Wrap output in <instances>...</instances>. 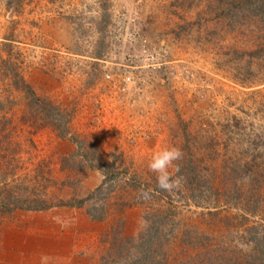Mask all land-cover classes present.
Instances as JSON below:
<instances>
[{"label":"rangeland","instance_id":"374dc122","mask_svg":"<svg viewBox=\"0 0 264 264\" xmlns=\"http://www.w3.org/2000/svg\"><path fill=\"white\" fill-rule=\"evenodd\" d=\"M228 1L0 0V179L49 203L81 199L102 179L63 166V157L80 161L77 144L31 124L3 59L39 96L71 111L72 135L119 172L102 200L0 214V264H41V255L49 264H111L115 237H136L165 213L160 264L207 251L240 262L255 250L264 257L249 236L264 234V19L240 8L217 16ZM170 146L182 152L181 175L193 167L196 181L182 177L162 193L148 163ZM90 206L103 217L92 218Z\"/></svg>","mask_w":264,"mask_h":264},{"label":"trees","instance_id":"16d2710c","mask_svg":"<svg viewBox=\"0 0 264 264\" xmlns=\"http://www.w3.org/2000/svg\"><path fill=\"white\" fill-rule=\"evenodd\" d=\"M23 0H5V5L11 7L16 5L17 7L22 3ZM229 3L223 6V3L220 4L221 11H217V16H226V18L234 17V13L237 11V8L243 9L247 14L245 18L253 19L257 16L260 19H264V0H229ZM219 6V4H218ZM218 8V7H216ZM243 10H240L243 12ZM104 17L106 15H103ZM102 23L101 29L104 28ZM103 42L99 40V47L95 53L96 57L99 58L103 54ZM259 51H261L259 49ZM249 57L253 56V51L247 52ZM3 65L8 71H10L13 77V84L15 88L24 92L27 104V112L31 120V124H38V126H50L56 133V135L61 139H68L71 142L77 144V153L79 154V162L69 163V158L63 157L61 160L63 166L71 165L72 167H77L80 170L88 167L90 169L98 171L102 175L100 183L90 190L86 195L76 201H67V202H56L49 203L45 199L41 198L38 194L34 193L26 187V190L21 193V190L18 186H8L5 185L4 178L0 179V214L10 213L15 210H26V211H39L47 210L53 206H70V207H80L84 206L87 202L90 201H99L107 197V195L112 190V181L114 178L119 175L115 165L113 163H101L98 161V149L94 144L86 147L85 143L80 142L72 132L70 131L69 124L71 121V111H66L59 107L58 105L53 104L47 98L39 96L34 88L14 69L13 64L9 59L2 60ZM1 107V106H0ZM3 125H0V137L4 134H1L3 130ZM7 136V134H5ZM191 161V158L189 159ZM244 167H248V163L244 164ZM179 176L183 170L179 166ZM233 171V170H232ZM238 174H240L239 169H237ZM235 170V172H237ZM194 173V175H193ZM126 174V171L123 172ZM195 176V169L192 167L191 170L181 175L184 177V182L187 185L193 183L196 180H190V178ZM233 178V177H232ZM7 186V187H6ZM157 191L166 193L155 187ZM196 190V189H195ZM191 189L190 194H193L195 191ZM235 195L239 190L238 187H234ZM29 191V192H28ZM102 208V206L100 207ZM96 208L90 206L87 208V213L92 218L101 219L103 213L96 215ZM167 225L166 213L160 215L157 218L149 219L146 226L139 232L136 237L132 238H123L116 239L111 241L110 247L113 249V260L111 264H160L159 259H157L158 253L161 251L165 243L169 242L168 234L165 233V227ZM252 231V230H251ZM250 232V239L255 243L254 248L257 249L258 255H264V234L260 230H254ZM132 244V245H131ZM207 251L203 252V256H197L198 261L193 258L192 261L183 262L180 264H264V262L257 263L256 259L264 258L263 256L258 257L255 252L251 253L247 259L240 262L236 260L234 256H228L223 252L214 254V252ZM231 255V254H229ZM100 264H109L108 259L102 258Z\"/></svg>","mask_w":264,"mask_h":264},{"label":"clouds","instance_id":"9594fccd","mask_svg":"<svg viewBox=\"0 0 264 264\" xmlns=\"http://www.w3.org/2000/svg\"><path fill=\"white\" fill-rule=\"evenodd\" d=\"M181 158L182 152L175 146L165 147L153 154L148 163V169L156 175V184L159 189L172 191L181 185L182 177L179 175L173 176L169 171L170 168H175V171L179 173V165L175 162ZM143 196L146 199L149 198L150 192H144ZM50 260H52V257L48 255H41L40 257L41 264H49Z\"/></svg>","mask_w":264,"mask_h":264},{"label":"built area","instance_id":"2783aa9c","mask_svg":"<svg viewBox=\"0 0 264 264\" xmlns=\"http://www.w3.org/2000/svg\"><path fill=\"white\" fill-rule=\"evenodd\" d=\"M111 77V75L110 74H106V78H110ZM130 80V76H126V77H124L123 79H122V81L125 83V82H127V81H129ZM125 89V87L123 86L122 87V90H124Z\"/></svg>","mask_w":264,"mask_h":264}]
</instances>
